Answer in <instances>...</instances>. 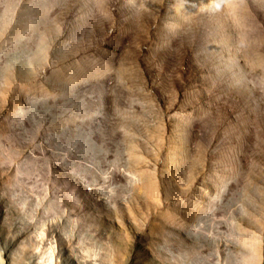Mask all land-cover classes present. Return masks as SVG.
<instances>
[{
  "label": "rangeland",
  "instance_id": "1",
  "mask_svg": "<svg viewBox=\"0 0 264 264\" xmlns=\"http://www.w3.org/2000/svg\"><path fill=\"white\" fill-rule=\"evenodd\" d=\"M4 241L264 264V0H0Z\"/></svg>",
  "mask_w": 264,
  "mask_h": 264
},
{
  "label": "bare ground",
  "instance_id": "2",
  "mask_svg": "<svg viewBox=\"0 0 264 264\" xmlns=\"http://www.w3.org/2000/svg\"><path fill=\"white\" fill-rule=\"evenodd\" d=\"M8 244H9V242H6V241H4L3 243L1 242L0 243V245H1V247H0V264H23V262H24V264H28L29 263V260H27V262L24 260V257H25V255H23L22 254V252L21 251H18V250H12L11 248H9L8 247ZM33 250H35V249H33ZM37 250V249H36ZM38 251V250H37ZM31 252H33V251H31ZM36 252V251H35ZM35 252H33V253H35ZM34 255V254H33ZM32 255V256H33ZM29 256V255H28ZM31 256V255H30ZM32 256H31V258H32ZM35 256V255H34ZM26 258L28 259L29 257H27L26 256ZM29 258L31 261H30V263L32 264V261H33V259L35 260V258ZM51 259H53V258H51ZM58 259V258H57ZM41 260L42 261H45V260H43L42 258H41ZM41 260H40V257H39V259H38V257L36 258V260L35 261H33V263L34 264H51V261H45L46 263H44V262H41ZM23 261V262H22ZM53 261V260H52ZM83 261V260H82ZM81 261V262H82ZM85 261H87V260H85ZM26 262V263H25ZM57 262V261H56ZM120 262V261H119ZM117 260H116V264H121V263H119ZM129 263V264H132L134 261H132V259L130 260L129 258H128V260H126L125 261V263ZM59 264H60V262H58ZM64 263V262H63ZM52 264H53V262H52Z\"/></svg>",
  "mask_w": 264,
  "mask_h": 264
}]
</instances>
